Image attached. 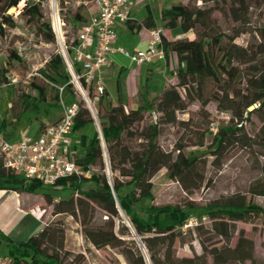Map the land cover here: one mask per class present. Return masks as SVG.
I'll return each instance as SVG.
<instances>
[{
	"label": "trees",
	"instance_id": "obj_1",
	"mask_svg": "<svg viewBox=\"0 0 264 264\" xmlns=\"http://www.w3.org/2000/svg\"><path fill=\"white\" fill-rule=\"evenodd\" d=\"M22 1L5 0L0 3L1 37L5 35L6 26H15L7 12L17 8ZM191 1L204 4L219 2ZM230 1L229 16L232 21L240 23L241 26L249 25L248 0ZM25 2L21 14L29 11L30 18L37 22V30L44 36V40L55 43L56 37L51 23L42 21L44 16L40 6L30 5V0ZM213 13V8L201 9L190 3H179L162 10V21L168 29L180 28L186 34L194 32L196 35L193 40H168L164 36L166 57L171 52L177 56V87H162L150 74L138 96L137 109H130L125 103L120 81L117 103L109 100L104 104L101 99L98 117L102 136L109 154L111 170L118 174L113 184L104 174L93 172L91 178L80 179L72 176L56 185L70 190L71 196L55 204L53 214H68L77 218L85 215L90 202L97 203L109 218L104 226L91 227V223L84 217L82 226L86 241L97 250H119L127 264H209L207 254L213 258L214 264H245L255 260L253 242L241 238L236 248H231L230 243L237 222H249L252 218H261L264 222V209L248 202L246 197L247 194L264 197V166L260 169L261 177L249 186L247 193L230 197L225 205L219 202L207 205L189 203L182 207L154 203L152 179L163 169L167 170V177L180 183L186 192L200 189L205 183L204 177L198 182L192 181V177L199 176L197 156L185 155L180 145L168 151L160 144L162 126L185 124L179 121L177 114L186 112L195 99L201 100L205 106L214 102L218 110L231 116L226 126L217 127L213 143L205 151L206 155L216 158L213 164L217 165L228 146L234 144L248 148L259 146L264 149V59L260 58V55L264 56V46H259L257 52L253 48L239 46L236 39L244 31L238 30L233 36L220 32L217 21L212 18ZM71 22L75 27H80L87 20L76 14ZM127 24L134 25L131 27L137 31L157 28L152 17L143 23H133L130 20ZM11 59L21 61L14 53ZM245 65L249 66L246 71L250 72L244 77L240 66ZM40 74L50 86L49 89L31 83L36 95L19 96V113L12 109L16 121L22 120L26 113L40 115L42 112L51 114L61 110V99L67 104L76 101L74 86L70 82L71 76L61 54H54L45 68L40 70ZM208 82L216 84L217 91L210 98H205L203 87ZM60 88L63 89L62 92ZM178 88L185 89L186 98L180 94ZM146 115L150 117L151 123L139 135V140L144 143L141 150H133L125 141L136 136L132 128L142 124ZM253 115L258 116L262 128L260 134L252 139L243 132L247 121ZM93 123L89 111L82 108L73 131ZM87 161L91 163L81 164L85 169L94 166L105 170L99 132L90 144ZM42 187L37 181H30L6 170L0 156V190L32 193ZM45 197L47 203L51 204L49 195ZM121 212L129 219L128 224L122 219ZM205 217L212 221V231L226 240V246L222 249L205 250L204 254L192 258H179L175 247L179 236L188 235L194 229L201 234L205 231V226L201 224ZM191 218H197L200 224L186 232L183 229ZM54 222L53 220L48 223V227L41 233L25 242L14 241L0 231V245L5 243L8 246V258L12 260V264H63L59 252L64 249V234L53 227ZM133 237L140 240L144 250Z\"/></svg>",
	"mask_w": 264,
	"mask_h": 264
},
{
	"label": "rangeland",
	"instance_id": "obj_2",
	"mask_svg": "<svg viewBox=\"0 0 264 264\" xmlns=\"http://www.w3.org/2000/svg\"><path fill=\"white\" fill-rule=\"evenodd\" d=\"M96 0H30V5H39L43 13V20L50 22L52 31L56 37L55 43H47L44 36L37 30V22L29 16V11L21 14L26 5L23 0L17 8H13L7 12L11 16L15 26H6L5 35L0 36V91L2 111L11 115L13 119L14 108L19 113L20 106L18 99L20 95L31 94L36 95L32 89L31 83H36L48 87V83L40 74V70L44 69L50 58L56 54H62L65 46L70 49L77 40L78 32L81 28L75 27L71 19L76 14L82 15L88 20L95 13ZM184 1V0H183ZM5 2V0H0ZM186 4H191L201 9L213 8L212 18L217 21L220 32L228 36H233L238 30L244 31L236 43L245 48H253L255 52L258 47L264 46V0H248L249 25L241 26L235 23L229 16L231 8L230 0H219L218 4L212 2L204 4L202 2H192L186 0ZM194 32L188 39H195ZM16 54L21 61L12 60L11 55ZM260 58L264 59L263 55ZM248 65L240 66L243 75L250 72ZM244 83V81H243ZM177 82L169 83L168 87H177ZM114 100L116 84L115 80L108 84ZM180 94L186 98L184 88H178ZM203 91L205 98H210L217 91V85L208 82ZM194 96V93H192ZM2 102V103H1ZM100 110V106H99ZM222 111L217 109L214 102H210L207 106L199 99L188 107L186 112H178L179 121L185 124H177L175 126H162V135L160 144L164 149L172 151L178 145L183 147L185 155L193 154L199 158L197 172L199 176L192 177L193 182H198L201 177L205 178V183L200 189L186 192L182 185L177 181H172L167 177V170H161L153 179L154 193L156 205H180L182 207L189 203L198 205H207L212 202H219L222 205L228 203L230 197L235 195H244L247 193L249 186L261 177L260 169L264 166V149L259 146L253 148L243 147L234 144L228 146L225 154L219 159L217 165L213 164L215 157L206 155L205 151L212 145L215 131L218 126H226L227 121L221 118ZM33 122V116L27 114L24 116L22 123ZM180 122V123H181ZM151 123L150 117L146 115L145 121L132 129L135 133L133 139H126V144L133 150H141L144 142L139 140V135L143 129ZM215 124L216 126H213ZM101 128V126H100ZM262 123L257 115L251 116L245 125L243 134L249 138H256L261 131ZM214 129V130H213ZM99 132V131H98ZM103 161L105 170L100 167H94L99 175H105L109 182L113 184L116 175L111 170L110 158L106 145H102ZM177 155V153H176ZM191 185V184H190ZM247 201L253 202L264 209V197L253 196L247 194ZM54 211V210H53ZM46 217L52 218V208L45 214ZM86 217L91 223V227H102L108 221L109 215L97 203L90 202L89 208L85 215H79L68 223V218H54L53 227L59 229L64 234V242L69 237H74L77 246L69 254L64 249L59 252L63 264H90L85 251L87 241L83 233L82 221ZM121 217L126 224L129 219L123 212ZM70 224V227H69ZM200 222H198V225ZM202 225L205 231L201 234L195 229L193 232L185 236H179L176 243L177 256L179 258H192L195 255L204 254L205 250L222 249L226 246V240L212 231V221L208 217L203 218ZM236 231L230 243L231 248H236L241 238L249 240L254 244V261H247L245 264H264V222L261 218H252L249 222H237ZM190 228L185 231H189ZM140 245L138 238L133 237ZM141 246V245H140ZM101 254L96 255V264H127L125 258L117 249H103ZM5 251L0 249V255L5 256ZM209 264H214L213 258L207 254Z\"/></svg>",
	"mask_w": 264,
	"mask_h": 264
},
{
	"label": "crops",
	"instance_id": "obj_3",
	"mask_svg": "<svg viewBox=\"0 0 264 264\" xmlns=\"http://www.w3.org/2000/svg\"><path fill=\"white\" fill-rule=\"evenodd\" d=\"M186 0H131V20L133 23H143L149 17H152L155 27L164 30V36L168 40H176L190 37L192 32L184 33L180 28L170 30L166 23L162 21V10L172 5L185 3ZM97 15L95 13L87 20L90 22ZM86 22V23H87ZM130 24L117 25V40L114 43V48H123L128 52L134 53L137 51H147L149 49L150 33L147 28L137 31ZM193 40V39H191ZM94 41L88 44V51H93ZM178 68L177 56L174 53L169 55L164 60L156 59L148 65L138 66L128 59L123 54L116 52L110 58L109 63L103 68L101 78L105 86V95L99 101L105 104L111 100L117 103L119 100L118 81L121 82L123 99L130 109L138 108V96L144 86L147 77L151 74L153 78L159 82L160 86L168 87L169 83L177 82L176 71ZM115 80L116 100L112 97L113 92L108 88V84ZM155 96V94H153ZM1 99V91H0ZM2 103V102H1ZM100 103V102H99ZM99 111V104L97 106ZM31 114L33 122L22 123L24 116ZM22 120L16 121L10 119L11 115H7L2 111L0 104V138L10 142H19L28 138H36L41 135L43 128L46 125L58 122L62 118V109L53 111L51 114L42 112L40 115L32 113L24 114ZM36 116H39L37 118ZM98 127L96 123L81 127L75 132L73 131L62 145V151L66 152L69 157L81 164L91 163L87 161V153L92 140L94 139ZM83 167V166H82ZM84 168V167H83ZM90 169H94L91 166ZM96 172V171H95ZM45 195H49L52 200L51 204L46 201ZM71 196V191L60 186L42 187L35 192L25 193L16 192L13 190H0V231L14 241L25 242L30 238L41 233L48 227V223L55 220L54 218H68V223L73 219L68 214H53L54 205L61 200L68 199ZM52 208V218L46 217V213ZM70 227V224H69ZM77 246L74 237H69L64 242V250L71 253ZM88 251L85 255L90 264H96V255L101 254V250L95 249L90 244L85 245ZM0 249L5 251V256L8 258V246L4 243L0 245Z\"/></svg>",
	"mask_w": 264,
	"mask_h": 264
},
{
	"label": "built area",
	"instance_id": "obj_4",
	"mask_svg": "<svg viewBox=\"0 0 264 264\" xmlns=\"http://www.w3.org/2000/svg\"><path fill=\"white\" fill-rule=\"evenodd\" d=\"M95 7L97 15L81 26L77 40L70 49L65 46L61 54L71 76L70 82L74 86L76 101L67 104L61 99L62 118L56 123L46 125L39 137L19 142L0 138V156L4 168L30 181H37L44 187L56 186L59 181L72 176L80 179L91 178L95 172L73 161L62 151V145L73 132L82 108L89 111L104 145L97 106L105 94V86L100 75L111 56L119 52L138 66L166 58L163 46L164 30L158 27L149 30L150 46L147 51L131 53L123 48H114L117 25H125L131 20V0H96ZM90 41H94L92 52L88 51ZM62 90L60 88L61 92ZM221 118L228 122L231 116L222 112ZM198 222L197 218H191L183 230L194 228ZM0 264H12V260L0 255Z\"/></svg>",
	"mask_w": 264,
	"mask_h": 264
},
{
	"label": "water",
	"instance_id": "obj_5",
	"mask_svg": "<svg viewBox=\"0 0 264 264\" xmlns=\"http://www.w3.org/2000/svg\"><path fill=\"white\" fill-rule=\"evenodd\" d=\"M140 245H141V248L144 250V246H143V244L141 243ZM147 259H148V258H147ZM148 261H149V259H148Z\"/></svg>",
	"mask_w": 264,
	"mask_h": 264
}]
</instances>
